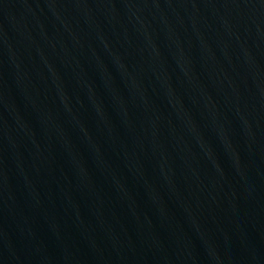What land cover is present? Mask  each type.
<instances>
[{
  "label": "water",
  "instance_id": "water-1",
  "mask_svg": "<svg viewBox=\"0 0 264 264\" xmlns=\"http://www.w3.org/2000/svg\"><path fill=\"white\" fill-rule=\"evenodd\" d=\"M0 264H264V0H0Z\"/></svg>",
  "mask_w": 264,
  "mask_h": 264
}]
</instances>
